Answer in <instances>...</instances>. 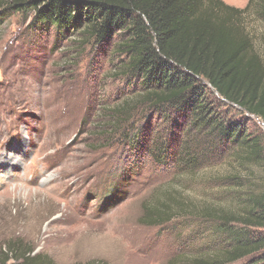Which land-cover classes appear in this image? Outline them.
<instances>
[{
	"label": "rangeland",
	"instance_id": "1",
	"mask_svg": "<svg viewBox=\"0 0 264 264\" xmlns=\"http://www.w3.org/2000/svg\"><path fill=\"white\" fill-rule=\"evenodd\" d=\"M221 1L246 10L240 22L262 53L260 0ZM32 14L1 16L0 247L22 239L54 264L190 259L209 243L212 225L185 222L190 215L184 213L163 225H145V207L173 192L200 206L214 197L217 184L210 179L222 177L228 162L205 163L190 173L157 165L142 148L131 150L123 138L130 123L146 125L150 141L161 136L171 147L177 145L171 133L184 127H174L153 105L143 104L127 124L110 132L107 108L137 92L129 80L116 77L121 61L111 47L98 53L81 33L37 29ZM231 107L229 120L248 121L253 134L264 133L261 119ZM111 190L113 201L107 199ZM253 259L233 264H253Z\"/></svg>",
	"mask_w": 264,
	"mask_h": 264
},
{
	"label": "trees",
	"instance_id": "2",
	"mask_svg": "<svg viewBox=\"0 0 264 264\" xmlns=\"http://www.w3.org/2000/svg\"><path fill=\"white\" fill-rule=\"evenodd\" d=\"M258 8L264 17V0ZM28 11L37 29L81 33L98 53L111 47L121 61L116 77L129 80L137 92L105 109L110 132L127 124L143 104L184 127L171 133L177 137L171 147L161 136L150 141L146 125L130 123L123 138L131 150L142 148L157 165L190 173L205 163L228 162L222 177L210 179L217 184L214 197L200 206L173 192L145 207V225L184 214L190 215L185 222L212 225L203 250L172 262L233 264L254 258L253 264H264V133L253 134L248 121L227 116L234 106L264 123V50L254 48L242 27L239 17L246 10L221 0H0V24L8 12ZM114 196L111 190L107 199ZM0 264L54 263L22 239H12L0 247Z\"/></svg>",
	"mask_w": 264,
	"mask_h": 264
}]
</instances>
